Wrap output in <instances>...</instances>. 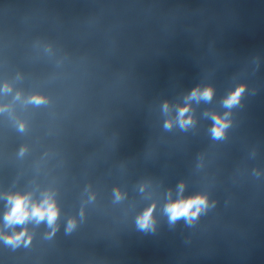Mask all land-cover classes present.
<instances>
[{
  "label": "water",
  "instance_id": "95a60500",
  "mask_svg": "<svg viewBox=\"0 0 264 264\" xmlns=\"http://www.w3.org/2000/svg\"><path fill=\"white\" fill-rule=\"evenodd\" d=\"M0 109V264H264V0H0ZM15 194L55 222L7 224Z\"/></svg>",
  "mask_w": 264,
  "mask_h": 264
},
{
  "label": "clouds",
  "instance_id": "9594fccd",
  "mask_svg": "<svg viewBox=\"0 0 264 264\" xmlns=\"http://www.w3.org/2000/svg\"><path fill=\"white\" fill-rule=\"evenodd\" d=\"M7 90V86H6ZM244 91V87H238L234 92H232L224 101L223 105L226 108H231L239 102L241 93ZM213 96V90L211 87H206L201 90L199 87L192 90L190 95L186 97L187 100H196L199 102L200 100L210 101ZM33 102L39 104L42 103V99L39 97L33 98ZM2 110V109H0ZM164 110L167 112L168 104H164ZM190 110V105L185 104L183 107L178 109L177 120L181 128H186L187 126L193 123V119L191 116L185 117V114ZM227 116V113H225ZM215 124L212 128V133L214 138H221L224 134V130L228 127L227 120L220 116L213 114L211 117ZM23 127V126H21ZM166 128L172 127V121H166ZM180 191H183V184L179 186ZM143 190V189H141ZM117 199H120L121 196L119 192L116 194ZM9 203L12 205L10 210L5 215V221L7 224H23L29 219H35L37 223L44 220L47 217V222L51 226L57 217V209L54 201L51 199L49 195H45L44 199L39 203L31 201L30 195H10L8 197ZM206 205V199L202 196H196L194 198L185 199H177L176 201L169 202L165 206V213L169 215V219L171 222H175L180 217H188L190 220L195 218L201 208ZM155 205L148 208L140 217H138V225L141 228H148L152 225V211ZM73 226V223L69 222V228ZM24 232H20L14 236H10L6 238V242L8 243H18L23 236Z\"/></svg>",
  "mask_w": 264,
  "mask_h": 264
}]
</instances>
